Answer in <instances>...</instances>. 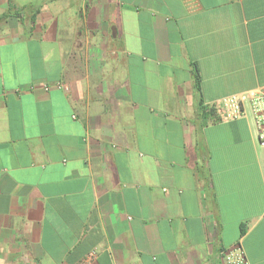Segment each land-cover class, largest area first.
Masks as SVG:
<instances>
[{
	"label": "crops",
	"instance_id": "obj_1",
	"mask_svg": "<svg viewBox=\"0 0 264 264\" xmlns=\"http://www.w3.org/2000/svg\"><path fill=\"white\" fill-rule=\"evenodd\" d=\"M263 90L264 0H0V264H264Z\"/></svg>",
	"mask_w": 264,
	"mask_h": 264
},
{
	"label": "built area",
	"instance_id": "obj_2",
	"mask_svg": "<svg viewBox=\"0 0 264 264\" xmlns=\"http://www.w3.org/2000/svg\"><path fill=\"white\" fill-rule=\"evenodd\" d=\"M247 101L250 102L256 121L258 142L264 146V90L259 94L242 93L228 96L221 101L220 105L225 111V117L230 119L246 114L244 103ZM222 257L226 264H246L244 253L238 247L223 251Z\"/></svg>",
	"mask_w": 264,
	"mask_h": 264
},
{
	"label": "trees",
	"instance_id": "obj_3",
	"mask_svg": "<svg viewBox=\"0 0 264 264\" xmlns=\"http://www.w3.org/2000/svg\"><path fill=\"white\" fill-rule=\"evenodd\" d=\"M196 81H198V79H197ZM207 109H208V108H207L204 104H202V103L199 104V111H200L202 114H206ZM209 110H211V109H209Z\"/></svg>",
	"mask_w": 264,
	"mask_h": 264
}]
</instances>
